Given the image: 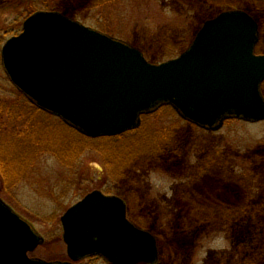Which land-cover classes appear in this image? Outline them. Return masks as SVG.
Returning a JSON list of instances; mask_svg holds the SVG:
<instances>
[{
    "label": "rangeland",
    "instance_id": "obj_1",
    "mask_svg": "<svg viewBox=\"0 0 264 264\" xmlns=\"http://www.w3.org/2000/svg\"><path fill=\"white\" fill-rule=\"evenodd\" d=\"M223 7L244 10L258 23L257 53L264 54V0H0V49L32 11L56 10L128 42L157 64L186 50L204 20ZM41 113L31 111L0 65V143L14 139L18 149L15 156L13 149L1 151L0 158L22 165L10 166V177L0 175V198L44 237L30 257L68 260L60 217L99 190L125 200L129 220L156 238V264H264L257 260L264 250V121L230 120L204 133L161 108L119 137L79 141ZM138 132L155 146L131 149L124 139ZM33 138L45 142L35 148ZM115 149L132 150L123 165ZM235 177H242L240 186ZM245 197L261 213L249 219L233 213L236 205L247 206Z\"/></svg>",
    "mask_w": 264,
    "mask_h": 264
},
{
    "label": "water",
    "instance_id": "obj_2",
    "mask_svg": "<svg viewBox=\"0 0 264 264\" xmlns=\"http://www.w3.org/2000/svg\"><path fill=\"white\" fill-rule=\"evenodd\" d=\"M257 22L229 9L205 20L188 48L153 64L127 42L57 11L29 15L1 49L9 81L37 108L98 138L136 128L170 106L184 120L218 130L227 119L264 121V54ZM69 261L29 257L44 238L0 198V264H155V238L127 218L126 205L99 190L60 217Z\"/></svg>",
    "mask_w": 264,
    "mask_h": 264
},
{
    "label": "trees",
    "instance_id": "obj_3",
    "mask_svg": "<svg viewBox=\"0 0 264 264\" xmlns=\"http://www.w3.org/2000/svg\"><path fill=\"white\" fill-rule=\"evenodd\" d=\"M42 8H47V6H45V5H42L41 6ZM227 7H223V8H221V10H223V9H226ZM263 85H264V83H263ZM263 85H262V87H263ZM21 95V94H20ZM28 104H29V106H30V109H31V111L33 112V113H40L41 111L37 108V107H35L34 105H32L31 103H29L28 102ZM165 108V107H164ZM41 114H43V112L41 113ZM44 115H46V116H49V115H47V114H44ZM146 116H144L143 117V119L145 118ZM61 124L66 128L65 130L66 131H71V132H73V133H75L76 135H77V137H79V141H84V140H88V141H94V139H90V138H87V137H85V136H83V135H81V134H79L78 132H76L74 129H72L71 127H68L67 125H65L64 123H62L61 122ZM142 124H143V120H142ZM142 126V125H141ZM141 128V127H140ZM68 129V130H67ZM142 133V132H141ZM139 134V132H138V134L139 135H136V137L134 138V136L133 137H130L129 139L127 138V139H124V141H126V142H128V145H129V143H130V147H131V149L132 148H134V147H148L150 144V147L152 148L153 147V145L155 146V140L154 139H151L150 137H147V135L146 134H144V135H142V134ZM119 137V136H118ZM74 138V137H73ZM134 138V139H133ZM100 139H112V138H110V137H104V138H100ZM39 140L40 139H38V138H33V141L32 142H30L31 144H32V147H35L36 148V146H42L41 145V143H43V142H45V140H42V141H40L39 142ZM97 140H99V139H97ZM68 141V140H67ZM75 141H76V139L74 138V140H72V141H68L69 143H71V144H74L75 143ZM150 141V142H149ZM1 145H0V152L2 151H5L6 152V154L7 153H9V150H12L13 149V152L11 151V154H13L12 156H15L14 154H15V152H16V150H18L17 149V147H15L16 146V143H14V139L12 140V141H9L8 142V144H5V143H0ZM25 145V144H24ZM68 146H70V145H68ZM2 147V148H1ZM53 147V146H52ZM131 149H129V152L131 153ZM112 152V151H111ZM116 152V153H115ZM115 152H114V155H115V161L117 162V160L119 161V163H121L120 165H123L124 164V160L126 159V160H128L129 159V156H131V155H129L130 153L129 152H126V151H119V150H117V149H115ZM17 153V152H16ZM25 153H26V151L24 150V155H25ZM25 157V156H24ZM125 158V159H124ZM117 165V164H116ZM115 165V166H116ZM12 167V170L14 171L16 168H17V166H22L21 164H18V165H16L15 163H14V157L12 158V160H11V163L10 162H4L3 161V159L2 158H0V175H1V177H10L11 176V173H12V170H11V167ZM121 168V167H120ZM201 174H203L204 175V173H201ZM207 175V174H206ZM222 175H224V177H231V176H229V175H226V174H222ZM226 175V176H225ZM199 177V176H198ZM219 177H221V176H219ZM244 178V180L246 179V180H248V178H246V177H243ZM4 179V178H3ZM237 180V181H236ZM242 180V177H235V183H237V184H239V186L241 185L240 184V181ZM248 181H250V180H248ZM245 189H247V188H245ZM248 190H250V188H248L247 189V191ZM243 202H247V206H244L243 208H242V210H241V205H240V207H239V205H236V207H237V210H235L233 213H240V214H242V219H244V217H248L247 219H249V214H255V213H261V208H259V206H256V207H254V205H256L255 204V202L253 201L252 203L254 204V205H250V204H248V201H247V198L245 197L244 199H243ZM233 204V203H232ZM228 206H229V204H228ZM244 216V217H243ZM247 221V220H246ZM235 224V223H234ZM254 226H257L256 224H254ZM257 257V256H256ZM261 257V259L263 260L264 259V250H262V252H261V254H260V256L259 257H257L258 259L257 260H259L260 262H262V260L261 259H259ZM257 262V261H256Z\"/></svg>",
    "mask_w": 264,
    "mask_h": 264
},
{
    "label": "flooded vegetation",
    "instance_id": "obj_4",
    "mask_svg": "<svg viewBox=\"0 0 264 264\" xmlns=\"http://www.w3.org/2000/svg\"><path fill=\"white\" fill-rule=\"evenodd\" d=\"M70 18H72V19H74V20H77L76 18H74V17H70ZM77 21H79V20H77ZM82 23V22H81ZM99 30V29H98ZM101 31V30H100ZM103 32V31H102ZM104 33H106V32H104ZM106 34H108V33H106ZM256 54H257V51H256ZM258 54H262V53H258ZM227 121H230V120H225L224 121V123H223V126H224V124L227 122ZM188 123V125L189 126H191V127H194L196 130L198 129V130H200V131H202V132H204V133H215V132H218L221 128H219L218 130H207V129H203V128H201V127H198V126H195V125H193L192 123H190V122H187ZM106 194V193H105ZM124 203H125V205H126V211H127V203H126V201L124 200ZM101 259L100 257H97V256H94V257H90V258H87V259H85V260H83L82 262H83V264H86V263H84V262H87V261H89V260H91V259ZM102 260V259H101Z\"/></svg>",
    "mask_w": 264,
    "mask_h": 264
}]
</instances>
